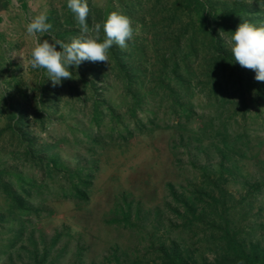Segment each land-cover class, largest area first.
Here are the masks:
<instances>
[{
  "label": "rangeland",
  "instance_id": "obj_1",
  "mask_svg": "<svg viewBox=\"0 0 264 264\" xmlns=\"http://www.w3.org/2000/svg\"><path fill=\"white\" fill-rule=\"evenodd\" d=\"M124 2L129 3L130 0H88L96 18L112 7L122 13ZM52 3L49 12L58 13L59 23L64 24L69 11L67 0H52ZM245 5L248 17H258L264 25V4H251L248 0ZM223 7L222 3L218 5L219 9ZM37 15L34 12L28 15V19ZM67 29L69 27L64 25L55 34ZM136 31L130 42L139 33ZM84 35L81 31L76 36L65 37V41L70 43ZM48 40L57 39L54 35ZM34 44V39L26 32L14 42H0V103L8 96V103L18 104L28 117L23 131L35 138L39 148L40 144H44L42 156L46 159L58 157L59 164L67 170L82 168L92 171V186L88 190L87 202L54 199L45 192L60 191L59 178L42 176V171L38 172L36 168L34 181L38 190L34 189L27 201L40 210L39 213L22 215L11 210L0 195V246L5 248L0 254V264L28 263V252L23 247H30V236L38 241L40 255L46 249L50 252L49 260L60 254L57 264H120L128 261L124 255L129 252L137 253L144 264H160L163 243L169 244L180 234L183 236L180 242L183 250H189L188 253L194 257L213 260L215 242L221 233L220 225L225 220L232 228L251 230L249 236L253 241H264V101L252 104L247 97L246 104L238 100L228 108V113L225 108L220 110L224 111V117H232L228 128L230 137L239 139L229 149L217 148V144L222 146L215 138L219 119L213 120V125L209 122L218 114L215 108L206 104L204 95L199 91L193 99V108L198 115L187 124L177 126L174 117L170 116L168 127L159 126L138 133L127 142H110L98 133L105 147L92 148L85 140L87 135L96 132V127L89 120L94 93L87 95L89 101L84 111L79 102L74 103L63 93V96L60 94L61 99L53 95L48 99L43 96V101H46L42 104L43 110L49 119L46 125L37 122L36 105L42 97V82L41 71L30 66V52ZM150 62H154L152 57ZM81 65L89 68L90 64L84 62ZM90 74L88 71L86 76ZM111 75L110 78H96L95 81L102 95L118 105L123 94L116 75ZM19 84L26 97L16 88ZM44 84L48 89L53 86L49 80ZM53 103L55 106L51 108ZM247 105L249 109L246 111ZM6 122V117L0 116V131ZM213 141L216 144H212ZM26 162L22 145L12 140L8 132L2 133L0 172L4 181H12V188L17 189L19 184L16 176L12 177L10 173L18 171L26 176L33 175ZM203 174L218 181L220 187H225L232 194L229 202L223 205L224 213L222 203L217 210H211L212 192H204L201 186ZM171 185L177 195H173ZM196 190L201 191L196 195L198 203L207 206L206 218L198 221V226L192 230L184 231V205L180 198L189 197ZM215 191L218 197L219 190ZM127 205L132 210L131 221L138 225L135 230L110 223L111 219L123 217L120 207ZM221 214L225 220L221 219ZM22 223L26 224L24 232L16 241V230ZM56 237H59L58 241L53 245ZM115 252L120 257L119 261L114 258Z\"/></svg>",
  "mask_w": 264,
  "mask_h": 264
},
{
  "label": "trees",
  "instance_id": "obj_2",
  "mask_svg": "<svg viewBox=\"0 0 264 264\" xmlns=\"http://www.w3.org/2000/svg\"><path fill=\"white\" fill-rule=\"evenodd\" d=\"M133 0L132 3H123L122 13L131 17L134 33H137L133 41L128 42L126 48L113 44L107 51L108 62H88L89 68L80 65L78 68L70 66L72 77L63 79L62 83L48 89L44 82L50 81L46 70L41 71L42 82L41 98L37 102L36 120L41 125H46L49 116L43 110V96H55L62 98L60 94L67 95L69 100L81 104L82 111L89 101V94H93L90 107L89 120L96 132L87 135L86 142L92 148H104L105 143L98 133L103 134L110 142H127L138 133L154 130L156 127H168L171 124L170 116L175 119L174 124L183 126L192 120L198 112L193 108L194 98L199 91L204 95L206 104L215 108L218 114L210 118V125L216 119L215 138H218L222 146L217 144L219 150L229 149L239 139L230 137L229 115L223 116L225 108H228L239 100L246 104L247 97L251 103L259 104L264 101V82L255 79L254 70L244 68L234 60L226 42L221 39L220 32L234 31L244 22L264 26L258 17H248L246 14L248 0ZM251 4H264V0H249ZM222 3L223 8L218 5ZM232 3V5H231ZM89 4L90 13L87 23L91 29L95 23H102L113 12H119L114 7L107 12H101V17H95ZM55 11L47 14L48 22L52 25L50 32L44 33L43 39L56 36L58 41H65V37L78 35L82 30L71 10L66 12L65 23L60 24ZM247 18H250L247 20ZM259 21V22H258ZM69 30L55 34V31L63 26ZM229 33H225L228 35ZM135 35V34H134ZM100 39H104L101 30ZM154 62H150V58ZM84 64V63H83ZM90 75L86 76L87 72ZM111 73L117 77L122 91L121 102L114 105L100 92L101 88L96 85V78H110ZM21 94L26 97L21 85H16ZM55 92H53V89ZM21 89V90H20ZM53 92V93H52ZM63 93V94H62ZM50 100V99H49ZM8 96L0 103V116L7 119L6 125L0 131V135L8 132L12 140L18 141L23 147L26 156V164L32 170V176L23 175L21 172L10 173L16 176L18 188H12V181H4L0 172V195L5 200L9 209L22 215L39 213L40 210L33 208L27 201L36 187L34 170L42 171V176L52 179L59 178L61 189L55 193L46 191L48 197L54 199H69L78 202L89 200L88 190L92 186V171L77 168L67 170L58 162V157L46 159L42 156L43 145L40 148L35 138L29 137L23 131L28 117L21 107L14 103H8ZM54 103L50 105L53 108ZM248 105L245 107L247 111ZM225 111V112H226ZM86 113V112H84ZM168 115V117L161 116ZM106 122V123H105ZM105 123V128L103 124ZM105 133V134H104ZM89 138V139H88ZM84 141V142H85ZM213 141L212 144H216ZM46 146H49V143ZM246 147L247 143H243ZM84 172H83V171ZM204 181L201 185L205 193H211V210H217L222 203L224 206L232 198V194L225 187H220L218 181L203 174ZM12 188V189H11ZM15 189V190H14ZM173 195H177L171 185ZM215 190H219V196H215ZM191 193L188 197L180 198L184 205L183 229L192 230L198 226V221L204 220L207 214V206H201L196 197L197 193ZM204 196L205 194L202 193ZM200 205V206H199ZM209 206V204H208ZM122 218L111 219L110 223L128 229H137L138 225L131 221L132 210L129 205L121 206ZM204 218V219H203ZM221 219L224 215L221 214ZM219 240L216 241V254L213 260L204 259L185 251L180 245L182 234L172 238L169 244L163 243L160 249V264H264V241L250 238L249 232L244 229L232 228L227 220L221 222ZM25 223L17 229L15 240L23 235ZM182 233V231H181ZM205 236V234H204ZM59 238V237H58ZM58 238L53 242L57 243ZM14 244L15 242L12 241ZM30 247H23L28 252L29 262L26 264H57L60 256L56 255L49 260L50 252L46 249L40 255L38 241L30 236ZM182 243V242H181ZM1 251L5 248L0 246ZM78 251L77 254H79ZM114 258L119 261L120 257L114 253ZM127 262L120 264H144L137 253L129 252L124 255ZM130 257V258H129ZM148 264V263H146ZM153 264H159L154 262Z\"/></svg>",
  "mask_w": 264,
  "mask_h": 264
},
{
  "label": "clouds",
  "instance_id": "obj_3",
  "mask_svg": "<svg viewBox=\"0 0 264 264\" xmlns=\"http://www.w3.org/2000/svg\"><path fill=\"white\" fill-rule=\"evenodd\" d=\"M67 7L85 34L70 43L41 40L39 34L50 32L52 28L44 12L33 17L26 25L27 34L35 41L30 52V66L46 70L53 86L72 77L70 66L78 68L85 61L108 62V49L113 44L126 48L134 35L132 21L121 12H111L102 23H95L90 29L87 23L90 13L88 0H67ZM101 30L103 40L100 39ZM219 35L226 42L234 60L242 67L254 70L255 79L264 82V26L244 21L234 31H223Z\"/></svg>",
  "mask_w": 264,
  "mask_h": 264
},
{
  "label": "crops",
  "instance_id": "obj_4",
  "mask_svg": "<svg viewBox=\"0 0 264 264\" xmlns=\"http://www.w3.org/2000/svg\"><path fill=\"white\" fill-rule=\"evenodd\" d=\"M52 5V0H0V42H14L25 34L28 15L48 14ZM39 35L43 38L44 33Z\"/></svg>",
  "mask_w": 264,
  "mask_h": 264
}]
</instances>
